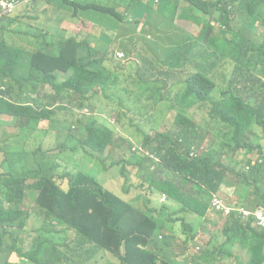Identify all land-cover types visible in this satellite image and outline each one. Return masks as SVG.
Returning <instances> with one entry per match:
<instances>
[{
    "label": "trees",
    "instance_id": "1",
    "mask_svg": "<svg viewBox=\"0 0 264 264\" xmlns=\"http://www.w3.org/2000/svg\"><path fill=\"white\" fill-rule=\"evenodd\" d=\"M117 1L127 10L131 9L135 19L140 16L135 7L145 8V28L142 32L132 28V36L140 39L136 44L132 41V46H139L149 56L160 53L166 58L163 63L172 70L182 59H192L206 67L215 62L211 61L214 58L232 61L247 76L241 90L248 91L251 100L235 97L232 92L227 99L215 101L213 90L216 88L223 93L206 73L205 67L185 73L183 78L172 72L177 74L173 77V85L181 83L187 94L197 101L216 105L211 110V118L222 121L215 123V129L220 130L215 133L219 142L203 146L205 151L199 155H191V152L203 142L210 127L180 116L181 125L174 124L173 129L143 133L144 144L152 147L149 148L152 154L128 148L127 154L117 162L122 165L123 177L128 181L130 174L124 170L130 167L137 177L136 186H149L151 194H167V202L154 201L152 208L159 214L167 213L166 220L162 221L159 216L149 213L150 199L135 205L124 195L105 188L99 177L95 166L98 159L105 154L112 157L114 148L132 141V134L127 129L133 125L139 127L136 121L140 111L137 110L139 107L127 112L121 110L118 81L110 75L104 59L97 57L101 50L92 43L89 35L80 36L76 32L67 35L65 31L52 36L46 32L37 48L40 49L34 52L28 63L22 60L27 49L11 46L0 37V124L8 119L15 121L20 128V133L15 136L18 152L28 156L26 169L11 170L5 176L0 173V264H14L9 261L13 251L23 256L24 264H88L109 253L120 264H215L218 260L216 254H225V251L215 249L213 238L210 242H205L202 237L196 238L195 229L184 239L175 229L174 215L182 211L200 215L203 218L201 230L211 236L213 230L204 224L220 226L226 223L224 233L228 240L240 230H249L250 225H243L236 215L228 219L223 212L209 208L212 193L226 182L228 171L238 178L241 199L246 200L248 189L253 188L259 202H264V162L258 160L251 165L250 171H244L239 162L224 153L226 144L233 156L238 154L239 148L246 153L253 152L252 138L257 141L259 131L264 130V33L260 44L252 43L254 36L261 34L254 22L256 11L264 10V0H151L150 6H147L149 2L145 4L142 0ZM64 3L71 11L81 9L78 0H50L55 7ZM235 5L246 7L250 13L247 22H238L232 17L230 8ZM179 7L180 19L198 24L201 28L198 38L213 47L206 55L204 48L200 53L189 54L192 48L177 42L183 32L178 27L177 33L166 34L149 22L148 11L156 10L173 21ZM115 8L105 7L103 11L109 19H124L125 14L120 15ZM195 11L202 14L197 15ZM210 33L212 37L207 36ZM153 35L158 39L149 40L148 37ZM27 40L31 46L37 47V40L30 37ZM176 43L180 44L177 51L170 54L167 48ZM82 46L88 49L85 58L79 56ZM249 50L254 52L245 65L243 61ZM93 55L96 57L91 58ZM100 62L103 64L98 69L96 66ZM141 62L144 71H151L150 76H153L152 60L141 58ZM252 62L254 71L250 68ZM139 83L146 84L147 89L154 84L148 77L139 79ZM47 85L50 87L46 89ZM227 89H231V83ZM123 92L124 101L137 94L128 84L123 87ZM169 92L172 93L173 89L169 88ZM65 93L69 96L68 101H59ZM139 100L146 99L140 97ZM141 104V110L146 113L151 104ZM93 106H99L98 119ZM107 109H117L122 118L109 124L104 120ZM43 120L49 121V127L44 130L39 128ZM96 125L100 127L98 131ZM84 129L88 136L82 132ZM49 134L56 139V147L46 143ZM79 147L91 150L92 156L87 159L93 160L94 166L76 170ZM56 148L57 153L54 152ZM4 153L6 160L15 156L9 151ZM224 156L230 159V163L224 162ZM241 159L252 163L250 158ZM183 171L186 174H181ZM63 180L68 182L67 188L60 185ZM26 181L31 184L26 186ZM183 183L187 184L183 186ZM26 191L35 199L31 209L22 199ZM209 215L224 217L215 220ZM66 227L80 231L72 243L84 247L85 251L77 259L57 248L56 234ZM263 237L264 231L253 230L248 264L264 262L260 251ZM176 257L182 258L180 263ZM105 264L113 262L105 259Z\"/></svg>",
    "mask_w": 264,
    "mask_h": 264
},
{
    "label": "rangeland",
    "instance_id": "2",
    "mask_svg": "<svg viewBox=\"0 0 264 264\" xmlns=\"http://www.w3.org/2000/svg\"><path fill=\"white\" fill-rule=\"evenodd\" d=\"M147 4V6L151 5V0ZM95 0H86L84 8L74 12L68 8V5L65 3L63 5L57 6L55 12L52 14L50 18L45 21L39 22H31L27 24L18 23L12 29V39L11 46H19L23 49H27L28 52L25 53L22 58L23 61L27 62L30 59V56L40 46V43L43 42V33L45 31H50L51 34L56 35L60 30H66V34L69 32L75 31L76 34L83 36L86 35L83 30V24L86 26L88 30H92L94 28H99L106 31H114V28L118 26V22L116 20H112L108 18V15L103 11L105 7H94ZM263 5L260 3V6ZM232 11V17L236 18L238 22H247L250 18V13L247 11L246 7H240L235 5L230 8ZM88 10L89 12H85ZM181 8L179 7L176 10V15L173 16L176 21L171 19L168 20V17L162 15L156 10L150 12L149 22L153 25L158 26L159 29L166 28L167 30L174 31L177 33L178 29H181L183 32L180 34V38L177 40L179 43H183L185 46L192 48L193 52H200L203 48L205 49L204 55L207 54L208 51L212 50L213 47L209 42H204L201 38H198L201 28L198 24L194 23L191 20L180 19ZM193 13V12H192ZM197 15H201V11H195ZM257 17L254 22V26L261 29V34L254 36L252 43L254 45H258L262 42L264 33V10H257ZM135 18L128 20L127 22L122 24V27H127L129 25L135 24ZM216 27L219 28V24H215ZM17 29L20 31H28L30 33V38L38 41L37 47L31 46L27 41H24L20 38L19 34L16 32ZM123 36V30L119 33H112V36L109 33L101 34L97 37H93L92 39L95 42H106L112 45V58L106 61L104 64L112 70V78L116 79L118 83L116 84L117 88L121 90V101L119 104L124 106L125 102L123 100L125 93L123 92V87L126 85L123 81L127 80L126 76V67L130 63L129 68H133L136 70L137 68V54L135 53V59L133 55H130L129 58L125 56L124 51L122 50L119 42L117 40H121L118 36ZM208 37H212L213 34H207ZM174 45L170 46V50L174 51ZM101 50V49H100ZM253 50L247 51L245 60L243 61L245 65H248L250 62L251 55H253ZM117 53H121L125 56L120 59ZM88 54V49L82 46L79 50V56L85 58ZM103 51L97 55L100 59L103 57ZM101 55V56H99ZM133 56V57H132ZM93 55L91 58H95ZM112 59H116L117 63L112 62ZM166 58L161 55H157L156 58L153 59V70L157 71L153 76L154 84L147 89V85L144 83H139L136 86H133L137 91V94L142 96L145 95L146 101L141 100L140 107L137 109L140 111V116L136 122H138L139 127H135L134 125L129 127L127 131L132 134V141L127 142L125 145H120L119 147L114 148V153L112 157L109 154L101 155L98 159L99 163L96 164V168L99 171V177L103 180L102 184L105 188H111L114 192L121 196H125V198L130 199L133 198L132 202L135 204H142L146 202V198L150 199L148 202L149 213L155 216H159L162 221H165L167 218V213L159 214V211L152 210L154 206V201H163L161 200L159 195L149 194V191L144 188L136 186L135 181H137V177L134 176L135 172H132L130 167L126 168L125 173L130 174V180L128 181L123 177L122 174L123 167L117 162L120 161L123 157L122 155L127 154L126 150L130 148L132 151L140 150L147 154H152L149 152V148L151 146L144 144L143 133H149L151 131H164L167 129H173L174 124L177 126L181 125L180 116L186 117L189 120L195 122L200 126L210 127V131L203 138V146L208 147L211 146L215 138V133L220 131L213 127V124L222 121V119L211 118V110L216 107V105L212 104L211 106L207 104H203L200 100L197 101L194 99V96L187 94L186 88L181 83L173 85V80H168V76L164 72L168 73H179L180 77H184L185 73L190 74L196 71H199L202 67H205L206 73L210 74L212 79L217 83L222 90L223 94H220L219 91L215 88L214 91V100H224L227 99L230 94L233 92L235 97L243 98L246 100H251L249 98L250 93L248 91L241 90L243 83L247 80V76L243 75L240 68L236 67L232 61H219L211 59V61H215L211 66L206 67L205 64L201 65L198 61H193L192 59L185 60L182 59L181 62L177 64V68L172 70L168 64L163 63ZM103 63L100 62L96 68H100ZM117 66H120L118 69ZM251 70L254 69L253 62L250 66ZM260 75V73H259ZM261 76V75H260ZM62 79V77H60ZM231 83V89H227V85ZM50 85L46 86V89L49 88ZM169 88L173 89V92H169ZM147 89V90H146ZM146 90V91H145ZM163 97V98H162ZM68 94H64L59 101H68ZM144 103L145 105L151 104L149 108H147V112L142 109ZM95 117L98 119L100 117L99 114V106H93ZM125 112H127L126 108H122ZM106 118L104 120L108 121L109 124H113V120H118L122 118L117 109H107L105 112ZM19 122L18 120H16ZM0 124V173L8 175L11 170L21 169L24 170L27 167L28 156L22 155L18 152L19 147L15 142V136L20 133L19 126L12 119H8L7 122H1ZM7 123V124H5ZM49 127L48 121H42L39 125L40 129H47ZM68 127V124H66ZM99 126H95V130H99ZM52 133L55 130H51ZM85 136H88V131L86 129L82 130ZM47 144H52L53 147L57 146V141L54 138L53 134H49L45 139ZM263 144V152H264V139L262 140ZM152 148V147H151ZM111 151V148H109ZM5 151H9L11 154H15L12 159L6 160ZM58 148L54 150V152H58ZM255 155L253 159H259V151L255 150L253 152ZM258 154V155H257ZM239 158H243L245 156L244 150L238 151L236 155ZM89 156L81 155L79 156V161L76 163V170H80L82 167L90 168L94 166L93 160H88ZM154 165L152 164V168ZM106 168L107 171H104ZM181 174H186L184 171ZM60 185L64 188H67V181H60ZM31 183L26 181L25 185L28 186ZM187 183H183V186ZM134 188V189H133ZM221 190V189H220ZM264 190V189H262ZM133 194H132V192ZM219 194H222L223 198L227 203H234L237 200V195L235 193V189H225L221 190ZM136 195H139L138 197ZM23 202L26 206L31 209V207L35 204V199L31 196V193L26 191L22 197ZM160 199V201H159ZM167 200V197H166ZM164 200V201H166ZM162 203V202H160ZM176 205V204H175ZM145 209V207H143ZM215 220L223 219L224 215H220L216 217L215 215H209ZM80 234L79 229L74 227H66L62 229L59 233H57L61 250L63 253L71 256L74 259H77L79 255H81L85 250L84 247L80 245H76L72 243V241L78 237ZM200 236H205L203 233H199ZM206 240V237H204ZM66 243H70L69 246ZM179 245V243H178ZM154 255V253H151ZM108 257L115 258L112 254ZM180 260V258H178ZM102 262L90 261L88 264H101ZM23 264V263H21ZM113 264H120L116 261H113Z\"/></svg>",
    "mask_w": 264,
    "mask_h": 264
},
{
    "label": "clouds",
    "instance_id": "3",
    "mask_svg": "<svg viewBox=\"0 0 264 264\" xmlns=\"http://www.w3.org/2000/svg\"><path fill=\"white\" fill-rule=\"evenodd\" d=\"M36 1H38V0H0V37H4L10 45H12V43L9 40L7 33H6V30H5V26L7 25L9 19H13V16L16 14L17 10L21 7H35ZM43 1L48 2V3L50 2V0H43ZM68 1L72 2V1H76V0H68ZM142 1L145 4L150 2L149 0H147L146 2H145V0H142ZM78 2L81 5V9L84 8L86 0H78ZM95 3L113 4V7H116L115 9L117 10V12L120 15L125 14V18L124 19L120 18L119 20H125V19L130 20L131 17H132V19L134 18V15L132 14L131 9L127 10L126 8H124V6L120 5L117 0H95ZM104 7H109V6L106 5ZM122 7L125 10L119 11V9ZM139 8H141V7H139ZM85 12L87 13V10H85ZM145 14H146L145 10H144V12L139 13L140 16L136 20H142L144 18ZM161 30L164 31V29H161ZM16 32H18V33H29L28 31H20V29H17ZM45 33L46 32L43 33V37H44ZM176 48L177 47H175V52L177 51ZM201 51L202 50H200V52ZM200 52H193L191 50L189 52V54L200 53ZM117 55L120 59L124 58L125 56L129 58V56L126 54H125V56H123L121 53H117ZM157 55H159V54H157ZM157 55H155L153 57V59L156 58ZM104 63H105V59H104ZM109 72H110V75L112 76L110 70H109ZM141 78H143V76L127 77V80L123 81V82L125 84L130 85V86H136L137 84H139V79H141ZM144 78H147V77H144ZM148 78L150 79V81H153V79H152L153 77H148ZM140 97H144L146 99L145 95H142V96H140L138 94L132 95L131 98L124 101L125 104H124V106L123 105L121 106V110H122V108H126L127 111H129V110H135L138 107H140V103H139ZM43 121H48V120H43ZM213 127L216 128L217 125L213 124ZM263 139H264V130L259 131V139L257 141L253 140V138H252V148L254 151L255 150L259 151V159L258 160L260 161V163L264 162V152H263V144H262ZM215 142H219V141L215 140L212 145H215ZM199 147H201V148L199 149ZM202 147H203V142H200L198 145H196V147L193 148L191 155L201 154L203 151H205L202 149ZM78 149H79V152L81 155L89 156V157L92 156L90 149H86L83 147H79ZM240 150H243V149L242 148L237 149V153ZM253 152L246 153L244 151V153H245L244 157L252 159V163L248 164L246 161L242 160L241 158H238V157L230 154V148L227 144H226L225 150H224V153H226V155L231 156L235 162H239V167L241 169H243L244 171H250L251 168L253 167L251 165L255 164V162L258 161V160L253 159V156L255 155ZM223 159H224V162L226 164L230 163L229 158H226L224 156ZM104 169H105L104 171H107L106 168H104ZM104 180L105 179L103 178V181ZM237 181H238V178L234 174H232L230 171H228L226 174V182L221 185L220 189L221 190H225V189L227 190V189L234 188L238 201H235L232 204L227 203L225 201V199L223 198L222 194H219L221 191L219 189V190L212 193V196H211L210 201H209V208L223 212L226 215V217L228 216V219L232 215H236L238 218H240L243 225L247 226L249 224L250 228L247 231L240 230L239 232H236L234 234L235 237L231 240H228V236L224 233V227H225L226 223L221 225L218 228H215V231H213V233H214L213 236H211L208 233L209 237L206 238L205 242H210L211 239L213 238L215 249L218 251L220 248V249H223L225 251V254H222V253L216 254L218 260H216L215 264H230L232 260H235L236 262L240 261V264H248V262L250 260V252L248 250V247L251 243L250 237L253 234V230H256L259 232L264 231V202H259L258 196L254 195V189L253 188L248 189V191H247L248 198L246 200L241 199V197L239 196V190L241 188V185L237 184ZM138 187L147 189L149 191V194H151L152 189L149 186H138ZM108 189H111V188H108ZM162 193H164V192H161L159 194L160 198H161ZM132 194H133V192H132ZM136 196L138 197L139 195H136ZM166 196H167V194H166ZM215 198H218L221 201V207L220 208H217L214 205ZM128 200L132 201L131 199H128ZM159 201H160V199H159ZM167 201H168V197H167L166 201H160V202H167ZM133 204H135V203H133ZM135 205H140V203L135 204ZM226 208H230V211L227 212ZM202 219L203 218H201L200 215L197 216V215H194L191 213H186V212L182 211V212L174 215L173 223H174V226H175L177 232L184 239L188 238L187 234L190 233L193 229L196 230V238H199L198 229L201 228ZM249 220H252V222H250ZM204 225H208V224H204ZM55 242L57 243L58 250L62 251L57 234H56ZM29 243L30 242H28L26 244H29ZM193 249H194V247L191 246V250H193ZM174 251H175V248H174ZM260 251H261L262 255H264V237H263V242L260 243ZM176 254H178V251L176 252ZM109 255H110V253L107 254L106 257H102V258L98 259L97 261L102 262L101 264H105V259H108L111 262H113V261L118 262L117 260H115V258L108 257ZM177 258H180V260H178ZM176 259L178 260L179 263L182 260L181 257H176ZM9 261L14 263V264H18V263L24 264L23 256H21V254L18 251H13L10 254ZM262 264H264V262H262Z\"/></svg>",
    "mask_w": 264,
    "mask_h": 264
},
{
    "label": "crops",
    "instance_id": "4",
    "mask_svg": "<svg viewBox=\"0 0 264 264\" xmlns=\"http://www.w3.org/2000/svg\"><path fill=\"white\" fill-rule=\"evenodd\" d=\"M146 1L147 0H145V2ZM106 5H108L109 7H113V4H107V3H96L94 5V7H104ZM56 8L57 7H55L54 5L50 4V2L48 3V2H45L43 0L36 1L35 7H21V8H19L17 10L16 14L13 16V19H9L7 25L5 26V30H6V33H7V36L9 38V40L11 41L12 34H13L11 29L16 24H18V23L27 24V23H31V22L45 21V20H47L48 18H50L52 16V14L55 12ZM123 10H125L123 7L119 9V11H123ZM135 10L138 11L139 13H142V12H144L145 8L135 7ZM150 12L151 11H148L149 16H150ZM130 19H132V17ZM128 20L129 19L117 21L119 24H118L117 27L114 28V31H112V32L111 31L102 30V29H99L97 27L92 29V30H88L84 24H83V27H84L83 30H84L86 35H89L90 40L92 41V43L103 51V54H101V55H103L102 58L105 59V62L112 58V55H113V52L111 50L112 45L110 43H106V42H99V41L95 42L92 38L94 36L97 37V36H99L101 34H104V33H109L112 36V33H119L121 30H123V36L120 37V34L118 35L121 40L120 41L117 40L119 42L122 50L128 56L133 55V54L135 55V53L137 54V56H136V58H137V68H136V70H134L133 63H132V69H130L129 68L130 63H129L127 65V67H126V76L127 77H133V76L153 77L154 75L150 76L151 75V71L150 72H145L144 71V67H143V63L141 62V58L152 60V63H153V57L155 55L149 56L139 46H137V47L136 46H132V41H133L134 44H136L140 40L138 37H133L132 36V33H133L132 28H138L142 32L143 29L145 28L144 18L142 20H135V24L129 25L127 27H122V24L127 22ZM162 29H164V32L166 34L171 33V31L167 30L166 28H162ZM65 31L66 30H60L56 35H60V34H62ZM45 32H48L50 35L55 36V35L51 34L50 31H45ZM71 32H75V31H71ZM18 34H19L20 38L23 39L24 41H28L27 37H30V33H18ZM148 39L149 40H157L158 37H157V35H153V36H149ZM172 45H174L173 48H174V51H175V47L178 48V46L180 44L176 43V44H172ZM172 45H170V46H172ZM170 46L167 49L169 50V53L172 54L174 52H172L170 50ZM177 48H176V50H177ZM26 52H28V50ZM33 54L34 53L31 54L29 61L31 60ZM157 54L160 55V53H158V52H157ZM101 55H99V56H101ZM162 57H164V56H162ZM134 59H135V56H134ZM112 62L117 63V60L116 59H112ZM117 67H118V69L120 68V66H117ZM148 68L151 69L150 65L148 66ZM108 69L111 71V74H112V70L110 68H108ZM139 69H142V71H138ZM156 72L157 71H154V74ZM164 73L168 76V80L169 81L170 80L174 81L173 77H174V75H177V74L168 73V72H164ZM130 199L133 200L132 197ZM205 226L208 227L209 229L215 231V228H218L221 225L220 226H212L211 224H208V225H205ZM199 233H203L205 236H200ZM198 235H199V237H202V238H204V237L208 238L209 237L208 232L201 230V228L198 229ZM230 264H240V261L236 262L235 260H232Z\"/></svg>",
    "mask_w": 264,
    "mask_h": 264
},
{
    "label": "built area",
    "instance_id": "5",
    "mask_svg": "<svg viewBox=\"0 0 264 264\" xmlns=\"http://www.w3.org/2000/svg\"><path fill=\"white\" fill-rule=\"evenodd\" d=\"M166 194L165 193H162L161 195V200H166ZM214 205L217 207V208H220L221 207V201L218 199V198H215L214 200ZM226 211L229 212L230 211V208H226ZM260 215V214H259Z\"/></svg>",
    "mask_w": 264,
    "mask_h": 264
}]
</instances>
